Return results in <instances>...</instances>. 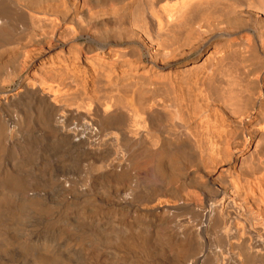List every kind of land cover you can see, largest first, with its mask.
<instances>
[{
    "label": "bare ground",
    "instance_id": "bare-ground-1",
    "mask_svg": "<svg viewBox=\"0 0 264 264\" xmlns=\"http://www.w3.org/2000/svg\"><path fill=\"white\" fill-rule=\"evenodd\" d=\"M262 137L264 0H0V264H264Z\"/></svg>",
    "mask_w": 264,
    "mask_h": 264
},
{
    "label": "rangeland",
    "instance_id": "rangeland-1",
    "mask_svg": "<svg viewBox=\"0 0 264 264\" xmlns=\"http://www.w3.org/2000/svg\"><path fill=\"white\" fill-rule=\"evenodd\" d=\"M67 48L70 49V47H66L65 49L68 50ZM59 51H61V50L58 49V50H56L55 52L58 53ZM211 51H212V50H211ZM211 51H210L209 53H207V54H203L199 59L196 60V63H198V65H200V64H202V63H206L207 60L205 61V59H206V57L209 56V54L211 53ZM55 52H53L51 55H54ZM203 61H205V62H203ZM196 65H197V64H196ZM203 65H205V64H203ZM200 66H202V65H200ZM189 67H192V66H189ZM189 67H187V68H189ZM179 69H180V68H179ZM179 69H178L177 67H174V68H167V69H163V70H161L160 73H162V74H161L162 76H165V75L167 76V75H172V74L175 75L176 73H177V74L179 73V80H181V78L183 77V76H181V75L186 74V71L184 72V69H186V68H183V69L181 68L180 70H179ZM157 71H159V70H157ZM172 71H173L175 74H174ZM175 71H176V72H175ZM180 73H182V74H180ZM177 74H176V75H177ZM200 74L202 75L203 73H200ZM177 76H178V75H177ZM199 76H200V75H199ZM203 76H205V78H203ZM180 77H181V78H180ZM201 77H202V79H200ZM201 77H198L199 79L196 78V81H194V82H197L198 80H199V82H200V80L203 81V82H200V83L197 82L198 84H196V83L193 82V85H192V87H195L197 90H198L199 88H200V89L202 88L201 90H203V88L205 89V87L208 88V85L210 86V84H211V82H210V84L207 85V83H208L207 80H209V79L206 78V74H203ZM197 79H198V80H197ZM205 81H206V82H205ZM209 81H210V80H209ZM205 83H206L207 86L205 85ZM202 85H203V86H202ZM211 85H212V84H211ZM196 86H197V87H196ZM203 95H204V94H203ZM200 96H201V95H200ZM200 96H199V97H200ZM197 97H198V96H197ZM204 97H205V96H204ZM201 98H202V96H201ZM200 100H201V99H200ZM200 102H204V101L202 100V101H200ZM160 122H161V121H160ZM162 123H164V120H162ZM260 135H262V133H261ZM260 135H259V137H261ZM262 139H264V137H262ZM247 153H248V151L245 150V151L243 152V154H241V156H240L241 158L239 159L240 161L235 159V158H237V157L235 156V153L231 154L232 156L229 155L230 153H229V154L227 153V154L229 155V156L226 155V159H225V160H226L227 162H226V163L224 162V163L218 165V166H223V169H224V170H227V171L229 172V173H228V176H229V178L232 177V180L235 181L234 183H237L236 180H237L238 178H239V180H240V181H238V182H240V184L243 183V182H242V181H243L242 179H245V177H244V178H243V176L241 177V173L238 172V173H239L238 175H236V173H237V171H238L239 168H240L239 171H241V167H242V166H244V167H243V169H244L245 166H249V165L251 164L252 161L250 160V158H248L247 160H245V159H246V158H245V159H244L245 161H244V160L241 161V159L244 158V156H248ZM248 154H249V153H248ZM256 158H257V156H255V162L257 161ZM233 160H234V161H233ZM243 161L246 163V165H245V163H243ZM248 161H249V162H248ZM239 163H240V164H239ZM241 164H242V165H241ZM240 165H241V167H238V166H240ZM233 167L236 168V169L234 168L236 173L234 172ZM237 167H238V169H237ZM236 170H237V171H236ZM234 175L237 176V177H235ZM239 175H240V176H239ZM216 177H217V176H216ZM235 178H236V180H235ZM241 178H242V179H241ZM230 180H231V178H230ZM232 180H231V181H232ZM241 180H242V181H241Z\"/></svg>",
    "mask_w": 264,
    "mask_h": 264
}]
</instances>
